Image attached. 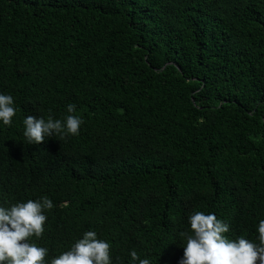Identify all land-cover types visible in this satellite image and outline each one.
Instances as JSON below:
<instances>
[{
  "label": "trees",
  "instance_id": "16d2710c",
  "mask_svg": "<svg viewBox=\"0 0 264 264\" xmlns=\"http://www.w3.org/2000/svg\"><path fill=\"white\" fill-rule=\"evenodd\" d=\"M0 204L48 196L45 260L86 230L128 264H178L201 211L264 219V0H0ZM79 135L28 144L26 115Z\"/></svg>",
  "mask_w": 264,
  "mask_h": 264
},
{
  "label": "clouds",
  "instance_id": "9594fccd",
  "mask_svg": "<svg viewBox=\"0 0 264 264\" xmlns=\"http://www.w3.org/2000/svg\"><path fill=\"white\" fill-rule=\"evenodd\" d=\"M75 104L66 105L67 115L63 119H47L26 115L23 120V136L28 144H37L48 137L63 139L79 135L83 120L74 115ZM16 114L14 98L0 92V124L11 126ZM0 204V264H119L110 255V242L99 239L94 230H86L66 251L45 260L48 248L34 240L44 233L46 212L54 205L46 195L8 204ZM189 230L181 231L183 255L178 264H264V219L256 225L257 241L244 236L229 239L227 221L214 213L195 211L188 215ZM128 264H151L141 258L135 250L129 251Z\"/></svg>",
  "mask_w": 264,
  "mask_h": 264
}]
</instances>
